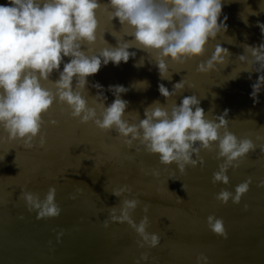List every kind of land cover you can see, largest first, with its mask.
<instances>
[{
	"label": "water",
	"instance_id": "obj_1",
	"mask_svg": "<svg viewBox=\"0 0 264 264\" xmlns=\"http://www.w3.org/2000/svg\"><path fill=\"white\" fill-rule=\"evenodd\" d=\"M107 2L100 0L101 4ZM8 3L9 0H0V5ZM262 3L264 0H223L220 20L227 17V32L210 41L205 54L196 60L183 65L169 60L167 75L171 81L160 79L154 54L131 48L129 51L136 52L135 58L118 66L112 62L102 64L98 73L87 78L88 93H84L89 106L95 107L93 97L100 90L92 85L99 83L107 106L115 99L110 86L128 88L121 94L122 99L129 101L124 119L138 123L139 118H144L145 107L156 100L166 103L158 84L163 83L171 91L183 77L185 90L167 101L168 106L195 94L209 119L227 109L229 130L258 145L238 169H229L228 185L212 183L213 172L222 162L215 158V151H202L204 166H188L181 174L175 164L165 166L160 164L158 155L128 149L115 138L114 131L102 132L92 123L80 124L70 117L65 105L54 103L44 120L55 119L58 124L46 123L43 127L45 148L25 149L19 141H7L0 130V264H134L145 251L150 259L141 264H196L201 252L209 257L210 264H264V188L257 187L264 180V153L259 149L264 144V89L259 93V103L254 105L251 85L261 73L244 72L255 66L237 59L244 54L243 45L258 46L264 42L257 26V21L264 23ZM109 11L102 7L97 12V41L90 46L89 55H98L108 45L115 47L117 39H133L125 35L131 29L122 27L118 19H109ZM252 11L259 15H251ZM241 17L247 18V25ZM217 45L227 48L231 57H226L225 64L217 65L215 71L198 73L197 64L209 59ZM141 57L143 66H135ZM69 60L64 58L65 63ZM50 78L58 79L59 73L54 70ZM142 81H147V86L137 89L142 87L137 82ZM45 86L50 87L47 83ZM153 169L159 172L158 176L151 175ZM248 177L253 183L239 205L231 200L224 205L215 199L222 188L234 193L235 187ZM125 184L132 188L128 198L137 197L142 202L133 214L137 223L145 215L144 204L149 205L148 231L161 238L157 248H138L139 237L126 223L102 227L108 217L107 207L119 203L111 191ZM50 186L56 188V201L62 212L59 217L38 220L18 197L26 187L43 198ZM77 189L82 191L77 193ZM73 195L76 199L70 198ZM178 197L183 203H177ZM212 214L223 218L227 239L208 229L207 217ZM21 215L23 220L19 219ZM61 231L64 235L58 242Z\"/></svg>",
	"mask_w": 264,
	"mask_h": 264
},
{
	"label": "clouds",
	"instance_id": "obj_2",
	"mask_svg": "<svg viewBox=\"0 0 264 264\" xmlns=\"http://www.w3.org/2000/svg\"><path fill=\"white\" fill-rule=\"evenodd\" d=\"M102 7L110 10L111 21L118 19L122 27L126 25L131 29L125 35L133 39H117L115 47L104 40L108 46L98 55H89L90 46L97 41V12ZM222 7L223 0H108L106 4H101L100 0H9L8 4L0 5V130L6 134L7 141H19L25 149L45 148L47 139L42 129L46 123L55 126L58 121H45L44 116L54 103H59L65 105L70 117L80 124L92 123L102 132L114 131L115 138L128 149L158 155L160 164H175L181 174L188 166H204L202 151H215V158L222 162L213 172L212 183L228 185L229 169H238L258 145L247 136L238 138L229 130L227 109L209 119L195 94L183 96L179 104L173 102L168 106L167 101L185 90L183 77L171 91L163 83L158 84V91L166 103L152 102L144 108L143 119L137 111L138 123L124 119L129 101L122 99L121 94L128 88L110 86L109 91L115 99L107 106L104 103L107 97L99 83L92 85L100 90L93 97L95 107L89 106L84 95L88 93L87 78L98 73L102 64L106 66L112 62L118 66L121 62L127 63L130 57L135 58L136 52L129 51L131 48L154 54L160 79L171 81L167 75L169 60L180 65L196 60L205 54L210 41L227 32V17L220 20ZM260 12L264 11L260 9ZM251 15L259 13L252 11ZM242 20L247 25V18ZM257 26L264 36V23L257 21ZM243 48L244 54L237 59L255 66L252 71L244 72L261 73L251 85L250 98L255 105L264 89V42L258 46L245 44ZM231 55L227 48L217 45L209 59L197 64L196 71L202 74L215 71L217 65H224L225 58ZM65 57L70 58L69 62H64ZM143 63L141 57L135 66H143ZM54 70L59 73L56 80L50 78ZM137 84L142 85L137 89H142L147 81ZM260 139L258 136L257 140ZM259 149L264 153V144L259 145ZM151 175L158 176L159 172L153 169ZM252 183V177H248L235 187L234 193L222 188L215 199L224 205L229 200L239 205ZM257 187L264 188V180ZM182 188L186 191L184 185ZM81 191L77 189V193ZM131 193L132 188L127 184L111 191L119 203L107 207L108 217L102 227L107 229L112 223H126L139 237L136 240L138 248H157L161 238L158 233L148 231L151 225L147 215L149 205L144 204L145 215L137 223L133 214L142 202L137 197L128 198ZM70 198L76 199V196ZM18 199L24 201L28 212L36 213L38 220L59 217L62 212L54 186L48 188L43 198L39 193L22 188ZM177 203L183 200L178 197ZM244 208L247 210L248 205ZM19 219L24 217L21 215ZM206 222L211 232L227 239L223 218L212 214ZM63 235V231L58 233V242ZM149 259L150 254L145 251L134 264ZM196 264H210L209 257L199 253Z\"/></svg>",
	"mask_w": 264,
	"mask_h": 264
}]
</instances>
